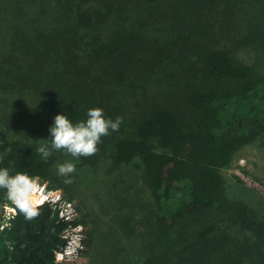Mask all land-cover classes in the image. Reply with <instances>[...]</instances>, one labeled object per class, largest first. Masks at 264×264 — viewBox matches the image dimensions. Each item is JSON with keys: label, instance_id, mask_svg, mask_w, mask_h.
I'll use <instances>...</instances> for the list:
<instances>
[{"label": "trees", "instance_id": "1", "mask_svg": "<svg viewBox=\"0 0 264 264\" xmlns=\"http://www.w3.org/2000/svg\"><path fill=\"white\" fill-rule=\"evenodd\" d=\"M252 22L263 31L251 42ZM94 107L122 117L121 132L92 156L42 159L55 115L77 123ZM254 143L264 148V0H0V154L11 149L0 167L89 212L88 196L100 206L115 193L109 177L138 172L109 204L98 235L109 248L87 264H264V224L226 191L227 169ZM66 161L90 182L76 172L63 183ZM39 210L26 220L0 189V264H55L71 222ZM225 215L251 234L233 242Z\"/></svg>", "mask_w": 264, "mask_h": 264}, {"label": "rangeland", "instance_id": "2", "mask_svg": "<svg viewBox=\"0 0 264 264\" xmlns=\"http://www.w3.org/2000/svg\"><path fill=\"white\" fill-rule=\"evenodd\" d=\"M232 20L235 21L234 18ZM249 27L250 41L260 39L261 32L263 31L262 27L253 25V22ZM231 30L233 33H228V36L234 34L235 28L233 26ZM224 35L226 36V33ZM253 45L251 44V47L254 50L256 44L253 43ZM252 49L242 51V57L250 60L255 55ZM120 130L119 128L116 132L120 133ZM76 172V178H78L82 186L90 182V178L87 175L89 172L83 171V169H76L75 175ZM226 174L229 181L226 188L228 197L231 200L243 201L253 212L254 219L252 221L264 224V148L260 143H254L242 148L238 152L234 164L227 169ZM136 177H138V172L134 170L128 176L117 174L109 177V183L112 185L115 193L109 200H106L107 198L102 200L100 206H97L98 204L94 203L95 201L92 197L88 196L84 202L90 204L91 213L81 203V199L73 196L68 202L69 195L63 189L49 188L47 183L40 184L36 181L38 188L42 191H37L34 197L39 194L47 196L45 202L53 208H60V217L71 222V228L69 227L63 233L64 243L60 252L56 254L55 264H87L89 257L101 255L103 248H109L107 244L104 245L102 240L98 238V235L104 231L102 225L111 220L110 216H108L109 212H111L109 209L110 203L114 201L117 204V199L120 198L123 189L129 187V183L133 185ZM107 210L109 211L107 212ZM3 213L8 217L14 213V209L5 207ZM91 214H94L95 221L92 220L93 216L91 217ZM73 222H77L78 224L73 225ZM238 223L239 220L229 215H225V219H222L220 223L223 230L230 232L234 236L231 237L233 242L234 238H238L239 241L243 240L244 236L242 234H251L248 227ZM95 228L98 230V233L95 232ZM109 236L112 237L113 232H110ZM120 247H123V245H120ZM182 264L186 263L183 262ZM211 264H216L215 255L212 256Z\"/></svg>", "mask_w": 264, "mask_h": 264}, {"label": "clouds", "instance_id": "3", "mask_svg": "<svg viewBox=\"0 0 264 264\" xmlns=\"http://www.w3.org/2000/svg\"><path fill=\"white\" fill-rule=\"evenodd\" d=\"M121 123L122 117H117L115 120L106 118L103 109L99 107L89 108L86 119L77 123H73L64 114H57L53 124L49 127L50 145L41 144L36 151L45 161L53 151L64 152L76 159L92 156L98 151L101 138L109 135L110 131H118ZM10 151V148H6L0 154V161H3ZM75 171V164L71 161L57 165V175L63 177L65 184L73 182L72 174ZM0 189L5 191L7 200L26 220L38 217L39 206L47 200V196L34 199V194L42 191L38 188L34 178L23 172L10 174L8 167H0Z\"/></svg>", "mask_w": 264, "mask_h": 264}, {"label": "bare ground", "instance_id": "4", "mask_svg": "<svg viewBox=\"0 0 264 264\" xmlns=\"http://www.w3.org/2000/svg\"><path fill=\"white\" fill-rule=\"evenodd\" d=\"M41 196H43V195L39 194V195H37L36 197H34V199H40Z\"/></svg>", "mask_w": 264, "mask_h": 264}]
</instances>
